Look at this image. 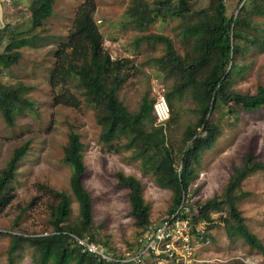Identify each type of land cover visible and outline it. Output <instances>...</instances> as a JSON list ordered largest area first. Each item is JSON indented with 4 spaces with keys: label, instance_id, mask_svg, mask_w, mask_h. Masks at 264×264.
I'll return each instance as SVG.
<instances>
[{
    "label": "trees",
    "instance_id": "1",
    "mask_svg": "<svg viewBox=\"0 0 264 264\" xmlns=\"http://www.w3.org/2000/svg\"><path fill=\"white\" fill-rule=\"evenodd\" d=\"M55 1L29 0L26 8L29 25L24 28L9 23L0 26V71L19 61L21 48L38 47L43 38L35 31L41 29L45 19L52 14ZM190 3V0H132L125 11L129 21L139 29L146 28L157 19L185 20L183 38L188 47L184 56L175 51L172 40L167 36L149 33L142 37L164 44V54L154 61L167 77L173 78L171 88L165 93L171 113L175 98L186 90L191 92L196 104V122L185 127L180 140L179 168L175 164L174 148L166 141L165 129L171 118L163 124L157 123L153 113L154 100L146 93L135 112H130L118 98V91L134 75V65L129 58H111L104 48L103 36L94 19V0H84L76 7L71 27L54 49V62L49 68L52 104L78 108L85 103L90 107L100 126L99 140L105 149L114 152L130 150V156L141 161L144 172H150L159 187L171 190V204L166 213L176 207L182 193L188 190L195 177L194 164L199 163L204 150L213 146L219 133V127L209 120L213 106H228V112H235L237 108L252 111L264 106L263 86L258 85L252 94L230 86L233 77L242 69L236 61L242 52L240 40L259 49L264 46V34H256L257 25L251 20L254 14L264 16V0H238L241 6L237 14L230 16L226 13L227 0H210L206 8L200 9H193ZM29 86L21 82L12 85L0 82V112L8 125H13L15 115L25 107L33 109L26 94ZM28 149L29 141L15 147L0 169V213L14 196L9 184L15 179L17 165ZM83 149L80 133L71 124L62 160L70 167L69 184L78 203L77 217L69 220L71 204L66 192L44 186L50 199L47 206L50 230L27 236L9 234L11 241L6 264H17L18 249L24 243L37 252L39 264H122L82 252L71 236V233L87 236L114 256L120 254L95 231L92 198L84 186L88 171ZM258 170H264V162L256 160L247 151L242 163L233 168L220 196L193 203V219L206 220V228L210 229L214 220L211 213H219L228 238L239 237L247 245L264 252L261 239L249 230L238 208L239 201L248 193L242 190V181ZM115 175L118 185L128 190L129 215L141 230L149 222L151 212L149 202L143 197V184L133 175L123 172ZM204 237L212 239L208 231Z\"/></svg>",
    "mask_w": 264,
    "mask_h": 264
},
{
    "label": "rangeland",
    "instance_id": "2",
    "mask_svg": "<svg viewBox=\"0 0 264 264\" xmlns=\"http://www.w3.org/2000/svg\"><path fill=\"white\" fill-rule=\"evenodd\" d=\"M83 1L56 0L52 14L45 19L41 29L35 31L43 38L38 47L21 48L19 61L0 71V82L4 84L21 82L30 85L26 94L33 104V109L25 107L15 115L13 125H8L0 112V169L15 147L29 141V149L19 161L15 179L9 184L14 196L0 213V264L7 263L11 241L9 234L27 236L49 232L47 206L50 199L44 186L66 192L71 204L69 220L77 217L78 203L69 184L70 167L62 160L71 124L84 143L83 159L88 171L84 186L92 198L94 228L113 250L123 253L140 233V228L129 215L128 190L118 185L117 172L133 175L142 182L143 197L151 207L150 219L164 216L171 204V190L159 187L154 176L144 172L141 161L130 156V150L114 152L105 149L99 140L100 126L90 107L85 103L78 108L52 104L49 68L54 62L53 51L64 40L75 9ZM131 1L94 0V19L111 58H129L134 65V75L118 91V98L130 112H135L144 93L155 102L158 96L165 97L173 81L154 61L164 54V44L142 37L149 33L167 36L181 56L185 55L188 44L183 38L185 20L179 18L157 19L144 29L136 27L125 14ZM209 1L190 0V4L193 9H200L206 8ZM240 6L238 0H227V15L237 14ZM3 9L5 7L0 3V10ZM28 16L24 11L4 23L24 28L29 25ZM251 20L257 25L256 34H264V16L254 14ZM240 46L242 52L236 61L242 69L233 77L230 86L242 93L252 94L258 85L264 87V46L259 49L245 40H240ZM195 107L191 92L187 90L175 98L172 113L168 105V118L171 120L165 129L166 141L174 148L178 168L180 140L185 127L196 122ZM228 110V106L216 105L209 115V120L219 127V133L213 146L204 150L199 163L193 166L195 177L188 189L194 201L203 202L220 196L233 168L242 163L247 151L256 160L264 162V106L252 111L239 108L235 112ZM242 190L248 193L239 201L238 208L249 230L264 245V170L248 175L242 181ZM219 216V213H211L214 219L209 232L212 239H208L209 243L205 245L199 244L200 252L215 259L210 264H238L237 261L264 264V252L247 245L239 237L230 239L226 236ZM37 259L38 254L30 245L24 243L18 249L17 264H39Z\"/></svg>",
    "mask_w": 264,
    "mask_h": 264
},
{
    "label": "built area",
    "instance_id": "3",
    "mask_svg": "<svg viewBox=\"0 0 264 264\" xmlns=\"http://www.w3.org/2000/svg\"><path fill=\"white\" fill-rule=\"evenodd\" d=\"M18 0H0L4 7L15 4ZM0 26H2L0 24ZM153 113L157 123H164L169 117L168 104L164 95L157 97L153 103ZM195 201L189 189L182 193L176 207L159 219H150L140 230L131 248L114 256L102 245L91 241L89 237L71 233L82 252H90L107 262L122 264H210L215 259L208 258L200 252L199 244L209 241L204 237L208 222L193 219ZM205 238V239H204Z\"/></svg>",
    "mask_w": 264,
    "mask_h": 264
},
{
    "label": "crops",
    "instance_id": "4",
    "mask_svg": "<svg viewBox=\"0 0 264 264\" xmlns=\"http://www.w3.org/2000/svg\"><path fill=\"white\" fill-rule=\"evenodd\" d=\"M29 0H18L12 6L5 7L2 11L0 10V24H5L10 19L17 18L24 11H26ZM17 14V15H16Z\"/></svg>",
    "mask_w": 264,
    "mask_h": 264
},
{
    "label": "clouds",
    "instance_id": "5",
    "mask_svg": "<svg viewBox=\"0 0 264 264\" xmlns=\"http://www.w3.org/2000/svg\"><path fill=\"white\" fill-rule=\"evenodd\" d=\"M209 232H210V229H209Z\"/></svg>",
    "mask_w": 264,
    "mask_h": 264
}]
</instances>
